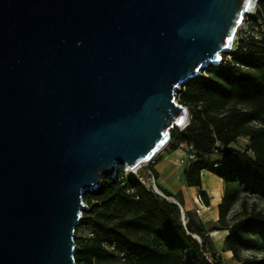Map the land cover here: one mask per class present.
Listing matches in <instances>:
<instances>
[{
	"label": "water",
	"instance_id": "1",
	"mask_svg": "<svg viewBox=\"0 0 264 264\" xmlns=\"http://www.w3.org/2000/svg\"><path fill=\"white\" fill-rule=\"evenodd\" d=\"M259 2L0 0V264H77L85 191L190 123L178 89Z\"/></svg>",
	"mask_w": 264,
	"mask_h": 264
},
{
	"label": "trees",
	"instance_id": "2",
	"mask_svg": "<svg viewBox=\"0 0 264 264\" xmlns=\"http://www.w3.org/2000/svg\"><path fill=\"white\" fill-rule=\"evenodd\" d=\"M258 12L264 14V0ZM178 99L189 107L191 119L185 128L171 132L168 144L172 149L182 142L196 146L197 157L185 170L188 186L202 187L203 171L224 180L218 222L207 225L191 211L183 218L178 203L148 186L144 177L151 174L157 180L152 161L142 177L119 169L83 195L88 208L76 228L85 232L76 238L77 264L108 258H118L120 264H224L210 235L218 229L229 231L225 241L238 258L242 247L264 249V210L243 201L239 218L232 222L231 216L244 194L264 200V45L240 47L232 61L182 85ZM239 137L248 138L247 149L235 146ZM200 195L210 204L205 190ZM242 262L264 264V258Z\"/></svg>",
	"mask_w": 264,
	"mask_h": 264
},
{
	"label": "crops",
	"instance_id": "3",
	"mask_svg": "<svg viewBox=\"0 0 264 264\" xmlns=\"http://www.w3.org/2000/svg\"><path fill=\"white\" fill-rule=\"evenodd\" d=\"M241 139L248 140L247 137H239L237 142ZM185 156V151L182 148L172 149L164 148L153 160L152 165L157 173V181L161 188L177 195L182 199L185 211H191L196 217L201 219L204 223L216 224L219 220V205L224 197L225 184L224 180L210 171H203L202 173V187L188 186L185 182L186 165L181 163ZM205 190L207 192L210 204L201 203L198 200L200 192ZM174 198L178 200L177 197ZM200 207V213L196 209ZM229 231L227 229H218L210 233L214 238L216 245L224 243ZM219 238L220 241H217Z\"/></svg>",
	"mask_w": 264,
	"mask_h": 264
},
{
	"label": "rangeland",
	"instance_id": "4",
	"mask_svg": "<svg viewBox=\"0 0 264 264\" xmlns=\"http://www.w3.org/2000/svg\"><path fill=\"white\" fill-rule=\"evenodd\" d=\"M210 67L211 66H207L204 68V70L208 71L210 69ZM179 94H180V90L178 91V96H179ZM176 130H181V128H175L172 132H174ZM248 143H249L248 140L241 139L235 143V146L242 149V150H245L248 148V145H249ZM169 147H171V145L168 144L164 148H169ZM162 151H163V149L160 152H162ZM119 169H121L122 171L128 172V173H132L134 175H139L141 177L144 174V172H143L144 168L143 167L138 168V169H131L128 166H125V167H119ZM143 180L150 187L154 188V184H156L158 186V181L155 180L151 175L144 177ZM243 201H246L248 203L249 208H251L253 205H255L257 208L264 210V200L263 199H261L258 196H255V195L244 194L242 197V200H240L234 206V208L231 212V216H233L232 222H234L237 218H239V214L241 213ZM84 236H85L84 231H81V230L77 231L76 230V238H82ZM216 239H217V241H220L219 238H216ZM216 249H217L218 255H220L223 258L224 264H243L242 260L246 259V258H250V259H262V258H264V249L245 248V247H242L239 249L240 257L238 258L228 248L226 241L223 244L219 243V245H216ZM120 261L121 260L118 258H108V259H103V260L99 261V264H120Z\"/></svg>",
	"mask_w": 264,
	"mask_h": 264
},
{
	"label": "built area",
	"instance_id": "5",
	"mask_svg": "<svg viewBox=\"0 0 264 264\" xmlns=\"http://www.w3.org/2000/svg\"><path fill=\"white\" fill-rule=\"evenodd\" d=\"M248 43H256V44L264 45V14L258 12V7L255 10H253L252 12H249V13L244 15V18H243V20L239 26V29L236 33V36L234 38L233 44L230 48V51L228 53L222 54L219 64H221L225 61H232L233 60V53L235 51H237L240 47H243V49L246 50ZM213 66H217V65H213ZM203 71H205V70H203ZM203 71H201V73ZM180 89H181V87L178 89V91ZM178 91H177L176 97H177V101L179 102ZM181 129H183V128H181ZM170 140H169V142H170ZM168 143H167V145H168ZM179 147L185 151V156L182 158L181 163L188 166L197 157L196 146L192 142H182L179 145ZM154 158L151 160L152 162H153ZM149 175H151V174H149ZM151 176L154 178L153 175H151ZM155 188L158 189V186L156 184H154V189ZM198 200L202 204L204 203V200H203L201 195L198 197ZM196 211H197V213H200L201 208L198 207L196 209ZM82 215H83V212H82ZM81 219H82V216H81ZM111 248H114V246H112Z\"/></svg>",
	"mask_w": 264,
	"mask_h": 264
}]
</instances>
